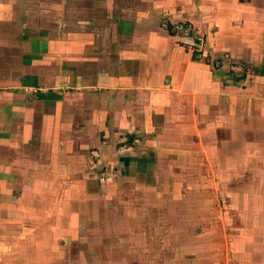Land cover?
<instances>
[{
    "label": "rangeland",
    "instance_id": "1",
    "mask_svg": "<svg viewBox=\"0 0 264 264\" xmlns=\"http://www.w3.org/2000/svg\"><path fill=\"white\" fill-rule=\"evenodd\" d=\"M119 4L114 3L118 29L125 16L133 18L128 30L140 27L144 11ZM191 8L196 16L182 15L174 30L191 57L211 70L216 117L204 120L201 94L194 109L181 108L183 120L172 140L162 139V129L144 141L111 135V120L82 136L59 133L53 146L68 147L70 154L83 146L78 166L62 184L71 191L27 198L20 194L26 186L15 183L19 202L15 199L14 209L0 208V264H257L253 258L264 259V0ZM167 15L157 24L168 29ZM97 145L109 148L100 151Z\"/></svg>",
    "mask_w": 264,
    "mask_h": 264
},
{
    "label": "crops",
    "instance_id": "2",
    "mask_svg": "<svg viewBox=\"0 0 264 264\" xmlns=\"http://www.w3.org/2000/svg\"><path fill=\"white\" fill-rule=\"evenodd\" d=\"M115 1L0 0V208L14 209L15 199L19 202L15 183L26 186L18 194L27 198L68 191L62 184L78 166L83 146L71 154L68 147L53 146L59 133L82 136L111 120V135L144 141L152 130L162 129V139L172 140L183 120L181 108L191 104L194 109L195 96L201 94L206 97L204 120L215 116L211 70L191 57L173 23L189 13L195 17L191 6L215 8L223 0H147V7L139 0H118L120 6L144 11L139 14L144 26L132 32V16H125L118 29ZM163 15L171 31L157 24ZM105 147L97 145L100 151Z\"/></svg>",
    "mask_w": 264,
    "mask_h": 264
},
{
    "label": "trees",
    "instance_id": "3",
    "mask_svg": "<svg viewBox=\"0 0 264 264\" xmlns=\"http://www.w3.org/2000/svg\"><path fill=\"white\" fill-rule=\"evenodd\" d=\"M168 30H169V31H171V30H172V26H171V25L169 26Z\"/></svg>",
    "mask_w": 264,
    "mask_h": 264
}]
</instances>
